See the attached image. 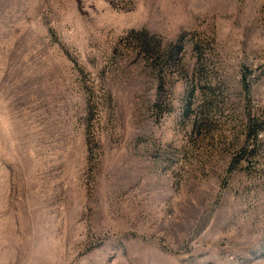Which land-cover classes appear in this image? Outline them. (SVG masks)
<instances>
[{"label":"rangeland","instance_id":"rangeland-1","mask_svg":"<svg viewBox=\"0 0 264 264\" xmlns=\"http://www.w3.org/2000/svg\"><path fill=\"white\" fill-rule=\"evenodd\" d=\"M0 264H264V0H0Z\"/></svg>","mask_w":264,"mask_h":264}]
</instances>
